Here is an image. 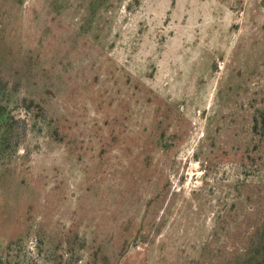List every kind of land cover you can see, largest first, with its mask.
Returning a JSON list of instances; mask_svg holds the SVG:
<instances>
[{"label":"rangeland","instance_id":"rangeland-1","mask_svg":"<svg viewBox=\"0 0 264 264\" xmlns=\"http://www.w3.org/2000/svg\"><path fill=\"white\" fill-rule=\"evenodd\" d=\"M264 224V0H0V264H239Z\"/></svg>","mask_w":264,"mask_h":264},{"label":"trees","instance_id":"trees-1","mask_svg":"<svg viewBox=\"0 0 264 264\" xmlns=\"http://www.w3.org/2000/svg\"><path fill=\"white\" fill-rule=\"evenodd\" d=\"M250 249L254 250L247 252L239 264H264V224L259 229L254 245Z\"/></svg>","mask_w":264,"mask_h":264}]
</instances>
